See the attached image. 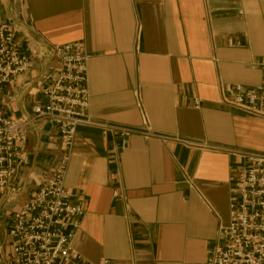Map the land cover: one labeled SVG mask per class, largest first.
<instances>
[{
	"label": "crops",
	"instance_id": "obj_1",
	"mask_svg": "<svg viewBox=\"0 0 264 264\" xmlns=\"http://www.w3.org/2000/svg\"><path fill=\"white\" fill-rule=\"evenodd\" d=\"M2 24L30 61L0 94L6 118L30 117L41 102L59 69L51 48L79 43L95 122L264 154V118L220 96L222 86L260 84L264 0H0ZM119 146L99 128L76 130L64 187L84 212L71 243L80 261L203 264L228 224L229 178L242 160L138 136ZM22 151L0 198V264H13V215L60 156L56 128L28 125Z\"/></svg>",
	"mask_w": 264,
	"mask_h": 264
},
{
	"label": "built area",
	"instance_id": "obj_2",
	"mask_svg": "<svg viewBox=\"0 0 264 264\" xmlns=\"http://www.w3.org/2000/svg\"><path fill=\"white\" fill-rule=\"evenodd\" d=\"M50 52L59 69L52 83L41 91L42 100L33 106L32 115L19 120L6 118L0 102V198L22 158L28 125L39 121L56 128L61 149L49 178L12 217L8 238L13 264H84L71 244L84 212L71 201V194L64 187L80 126L99 128L102 135L118 138L119 149L125 148L130 137L138 136L186 148L227 152L240 158L242 163L229 178L228 224L219 227L218 239L208 247L203 264H264V154L223 150L206 143L160 136L147 125L127 128L95 122L88 114L89 57L84 47L71 43L53 46ZM29 67V58L18 50L9 24L0 25V94L4 86L25 74ZM258 67V86H222L220 96L229 108L264 118V58ZM199 106L200 101L194 99L193 107ZM187 180L193 189L192 181ZM98 264L111 263L101 260Z\"/></svg>",
	"mask_w": 264,
	"mask_h": 264
}]
</instances>
